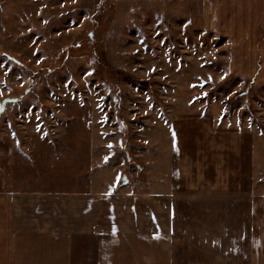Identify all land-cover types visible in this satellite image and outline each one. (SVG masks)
Returning a JSON list of instances; mask_svg holds the SVG:
<instances>
[{"label":"rangeland","instance_id":"1","mask_svg":"<svg viewBox=\"0 0 264 264\" xmlns=\"http://www.w3.org/2000/svg\"><path fill=\"white\" fill-rule=\"evenodd\" d=\"M202 19L0 0V264H264V22Z\"/></svg>","mask_w":264,"mask_h":264},{"label":"crops","instance_id":"2","mask_svg":"<svg viewBox=\"0 0 264 264\" xmlns=\"http://www.w3.org/2000/svg\"><path fill=\"white\" fill-rule=\"evenodd\" d=\"M199 3L204 26L223 35L252 36L264 22V0H158ZM239 39V38H238ZM238 39L236 41H238ZM242 40V39H240ZM162 205V201H161ZM169 264L168 261H166ZM165 262V263H166ZM175 261L171 260V264ZM164 261L160 260L159 264ZM206 264V263H203ZM207 264H210L209 262Z\"/></svg>","mask_w":264,"mask_h":264}]
</instances>
